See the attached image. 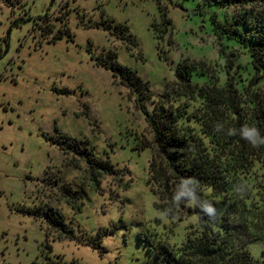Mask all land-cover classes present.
I'll list each match as a JSON object with an SVG mask.
<instances>
[{
    "label": "rangeland",
    "instance_id": "obj_1",
    "mask_svg": "<svg viewBox=\"0 0 264 264\" xmlns=\"http://www.w3.org/2000/svg\"><path fill=\"white\" fill-rule=\"evenodd\" d=\"M215 13H224L216 0H0V264H31L47 254L78 264H158L156 237L183 241L196 215L169 218L154 208L145 182L152 149H139L143 135L151 138L144 114L91 54L111 49L156 97L181 57L217 58L208 31ZM61 15L70 38L50 41L33 24ZM116 24L127 31L116 34ZM63 136L108 159L116 173L97 176L94 187L86 154L65 153ZM64 183L84 194L69 200ZM50 207L76 239L47 235ZM247 248L264 258V240Z\"/></svg>",
    "mask_w": 264,
    "mask_h": 264
},
{
    "label": "trees",
    "instance_id": "obj_2",
    "mask_svg": "<svg viewBox=\"0 0 264 264\" xmlns=\"http://www.w3.org/2000/svg\"><path fill=\"white\" fill-rule=\"evenodd\" d=\"M216 1L224 13L211 16L208 31L214 37L217 58L211 62L181 57L174 79L156 97L134 69L117 61L111 49L91 54L97 65L110 69L128 89L144 114L151 138L143 135L139 149H152L145 182L155 197L154 208L161 212L171 208L169 218L181 219L185 212L200 216L186 228L178 245L156 237L158 264H264V258L254 257L247 248L251 240H264V144L253 147L240 134V129L249 125L264 137V0ZM63 18L55 17L52 23L44 17L33 24L50 41L64 35L70 38ZM104 21L109 26L110 19ZM114 31L123 34L127 27L116 24ZM125 39L133 42L127 36ZM147 100L152 102L151 109ZM218 124L222 125L219 131ZM229 129L236 133L230 135ZM60 148L65 153L86 154V171L94 187L99 182L97 176L116 173L108 159L97 157L67 136ZM187 178L197 182V197L208 200L221 213L215 220L187 201L173 203L175 193L182 191V179ZM237 186L242 193H237ZM60 189L69 200L84 194L66 183ZM43 221L47 235L53 231L56 238L76 239L55 208L48 209ZM87 241L99 248L97 237ZM31 264L78 263L47 254Z\"/></svg>",
    "mask_w": 264,
    "mask_h": 264
},
{
    "label": "clouds",
    "instance_id": "obj_3",
    "mask_svg": "<svg viewBox=\"0 0 264 264\" xmlns=\"http://www.w3.org/2000/svg\"><path fill=\"white\" fill-rule=\"evenodd\" d=\"M222 125H217V130H221ZM235 129H229V134H235ZM240 134L244 140H246L248 143H250L253 147H258L261 144H264V137L260 136L259 129L255 126H249L244 125L240 129ZM196 181L192 178L182 179L180 185L183 186L182 191L176 192L173 196V203L179 204L182 200L187 201L190 203L193 207H199L201 210V213L208 216L210 220H215L218 215L221 213L218 212L217 208L208 200L201 201L196 194ZM189 185H192L191 188H189ZM237 193H242V188L240 186L236 187ZM172 211L171 208L164 210L161 215L167 216ZM194 219H200V216L197 215L193 217Z\"/></svg>",
    "mask_w": 264,
    "mask_h": 264
}]
</instances>
